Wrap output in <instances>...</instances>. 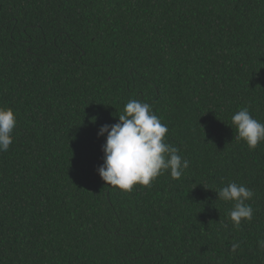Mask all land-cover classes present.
Returning <instances> with one entry per match:
<instances>
[{
    "label": "trees",
    "instance_id": "1",
    "mask_svg": "<svg viewBox=\"0 0 264 264\" xmlns=\"http://www.w3.org/2000/svg\"><path fill=\"white\" fill-rule=\"evenodd\" d=\"M130 99L168 126L180 179L99 177L97 133ZM0 107V264H264V142L231 128L241 108L264 124V0H0ZM230 182L254 193L239 227Z\"/></svg>",
    "mask_w": 264,
    "mask_h": 264
},
{
    "label": "clouds",
    "instance_id": "2",
    "mask_svg": "<svg viewBox=\"0 0 264 264\" xmlns=\"http://www.w3.org/2000/svg\"><path fill=\"white\" fill-rule=\"evenodd\" d=\"M117 119L115 124L101 126L97 133L98 137L106 136L101 147L103 163L97 169L105 185L131 192L137 185L150 186L165 172H170L173 179L181 178L190 162L179 154L177 147L165 142L168 126L154 114L148 103L130 99ZM16 125L14 111L0 107V152L9 150ZM231 128L235 131L234 139L242 140L249 150L254 151L264 142V124L254 119L247 108L233 114ZM215 193L217 200L233 204L229 218L235 227L253 219V209L247 203L254 196L251 189L230 182ZM259 244L264 248V241ZM239 247V243H233L231 251L236 252Z\"/></svg>",
    "mask_w": 264,
    "mask_h": 264
}]
</instances>
